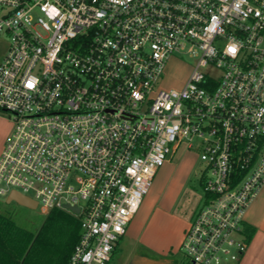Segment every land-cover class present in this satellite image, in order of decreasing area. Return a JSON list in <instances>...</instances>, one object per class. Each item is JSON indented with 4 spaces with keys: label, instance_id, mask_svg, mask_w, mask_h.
Masks as SVG:
<instances>
[{
    "label": "built area",
    "instance_id": "2783aa9c",
    "mask_svg": "<svg viewBox=\"0 0 264 264\" xmlns=\"http://www.w3.org/2000/svg\"><path fill=\"white\" fill-rule=\"evenodd\" d=\"M1 42L0 112L15 127L0 195L79 219L68 264L111 261L183 144L200 148L206 198L182 250L190 264L241 259L264 185V0H0ZM177 53L195 68L159 88Z\"/></svg>",
    "mask_w": 264,
    "mask_h": 264
},
{
    "label": "rangeland",
    "instance_id": "374dc122",
    "mask_svg": "<svg viewBox=\"0 0 264 264\" xmlns=\"http://www.w3.org/2000/svg\"><path fill=\"white\" fill-rule=\"evenodd\" d=\"M6 47V42L0 43V63L5 55ZM196 63L197 59L190 56L189 54H175L173 59L169 61L165 72L158 83V87L165 89L181 88L188 80L193 68H195L196 66ZM212 70L214 73L218 71L215 68ZM7 127L10 128L11 134L14 130L15 123L9 113L0 112V140L3 131L7 129ZM4 147L5 144L3 146V149ZM170 158L172 159L171 161L174 166L169 168V172H166L165 175L163 174V181H157V177H159V174H156L150 190L156 188L159 185L158 183H160V188L164 187V196L167 194V196L169 195V198H172L173 195L176 194V192H179V189L176 188L177 176H180L182 174L186 176V166H188L189 169L190 166H192L189 175L187 174L184 185L180 188V196L173 209L176 214L183 218V223L188 224L186 229L183 231L185 238V234L190 227L191 222L194 220L199 209L204 205L206 194L201 183V178L206 167L200 159V148L197 145L194 148L189 149L186 147V144H183L177 150L172 151ZM164 165L162 167H164ZM29 196H32V193H30ZM7 197V194L0 195V213L10 218L19 227L24 228L30 232L37 233L44 225L49 213L42 207L32 209L20 205L16 202L8 203ZM127 238L128 237H124L123 240H120V242L118 243L120 246L118 245L119 248L116 251L115 257L110 264H121L120 261H123V264H127L128 260L131 258L130 256L133 255L130 250L131 247L139 244L135 243L134 241H129ZM238 238H240L239 235ZM183 241L177 249L173 251L170 249L169 254L171 255V257L168 261L169 264L190 263L189 257L182 250ZM140 246L136 247V252H142L143 248H141ZM224 264L229 263L226 262Z\"/></svg>",
    "mask_w": 264,
    "mask_h": 264
},
{
    "label": "crops",
    "instance_id": "0c3cea01",
    "mask_svg": "<svg viewBox=\"0 0 264 264\" xmlns=\"http://www.w3.org/2000/svg\"><path fill=\"white\" fill-rule=\"evenodd\" d=\"M10 131V128L7 127L1 135L0 155ZM171 160L170 158L164 167L158 170L157 175L159 174V177H157V181H161L163 174L165 175L166 172H169V168L174 166ZM191 169L192 166H190V169L186 166V176L184 174L177 176L176 188L179 189V192ZM158 184L156 188L149 191L139 210L129 223L124 237H128L129 241H134L139 245L131 247L130 250L133 255L130 256L131 258L127 264H130L134 258L144 259V264H168L171 257L169 254L170 249L172 251L177 249L184 239L183 231L188 224L183 223V218L173 210L180 193L176 192L172 198H169L167 194L164 196V187L160 188L161 184ZM243 236L248 247L241 259L234 264H264V185L247 209L243 223ZM118 245L108 264L114 259L115 253L120 246ZM137 246L143 248L142 252L135 251ZM120 263L123 264L124 262L120 261Z\"/></svg>",
    "mask_w": 264,
    "mask_h": 264
},
{
    "label": "trees",
    "instance_id": "16d2710c",
    "mask_svg": "<svg viewBox=\"0 0 264 264\" xmlns=\"http://www.w3.org/2000/svg\"><path fill=\"white\" fill-rule=\"evenodd\" d=\"M80 237L79 219L63 209H53L37 233L0 213V264H68Z\"/></svg>",
    "mask_w": 264,
    "mask_h": 264
},
{
    "label": "water",
    "instance_id": "95a60500",
    "mask_svg": "<svg viewBox=\"0 0 264 264\" xmlns=\"http://www.w3.org/2000/svg\"><path fill=\"white\" fill-rule=\"evenodd\" d=\"M7 202L11 203V202H16L20 205L26 206L28 208H32V209H36L38 206V202L32 198L29 195H26L18 190H14L12 192L9 193L8 197H7ZM65 208L70 209L73 213H79L80 209L77 205L75 206H71L69 204L65 205ZM144 259H137L134 258L130 264H144Z\"/></svg>",
    "mask_w": 264,
    "mask_h": 264
},
{
    "label": "flooded vegetation",
    "instance_id": "af4514ba",
    "mask_svg": "<svg viewBox=\"0 0 264 264\" xmlns=\"http://www.w3.org/2000/svg\"><path fill=\"white\" fill-rule=\"evenodd\" d=\"M164 264V263H163ZM169 264V263H168Z\"/></svg>",
    "mask_w": 264,
    "mask_h": 264
}]
</instances>
